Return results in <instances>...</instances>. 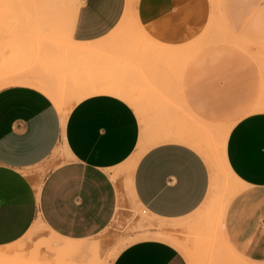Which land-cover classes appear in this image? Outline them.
<instances>
[{"label":"crops","instance_id":"1","mask_svg":"<svg viewBox=\"0 0 264 264\" xmlns=\"http://www.w3.org/2000/svg\"><path fill=\"white\" fill-rule=\"evenodd\" d=\"M172 3L173 0H135V16L140 25H151L169 11ZM234 3V15L246 13L251 19L258 14L264 18V2L260 8L245 12L241 10L248 8L249 0ZM124 4L126 0H79L71 37L90 45L77 48L101 52L96 44L120 21ZM246 25L253 28L251 23ZM230 55L231 50L220 45L199 51L183 69L182 93L177 100L192 101L201 109L173 116L192 114L196 121L200 117L223 116L219 112L224 100L220 97L222 72ZM200 91L204 94H197ZM231 95V102L241 99L233 92ZM207 101H213V108L203 107ZM249 103L252 102H245ZM261 104L237 113L227 128L225 159L244 188L228 202L223 228L226 238V229L232 235L229 224L237 220L238 210L244 208L247 213L253 208L245 216L250 222L240 227V235L250 237L248 251L264 253V110L258 108ZM58 108L46 93L32 85L12 83L0 87V247L22 237L37 217L60 237V249L64 245H81L77 240L105 227L117 209L120 180L114 169L124 166L140 151L133 172L129 173L130 190L152 216L180 219L193 213L210 195L212 176L204 156L184 142L165 138L143 148L139 118L127 98L89 94L69 108L64 122ZM45 163L48 167L43 170ZM259 219L261 226L255 224ZM110 264L187 261L171 243L143 238L121 247Z\"/></svg>","mask_w":264,"mask_h":264},{"label":"rangeland","instance_id":"2","mask_svg":"<svg viewBox=\"0 0 264 264\" xmlns=\"http://www.w3.org/2000/svg\"><path fill=\"white\" fill-rule=\"evenodd\" d=\"M1 2L0 84L19 76L47 77L50 79L48 81L53 82L62 74L63 77L66 75V79L74 76L75 80H68L74 81L71 84L77 83L73 84L77 89L78 86L88 85L86 83L89 80L122 83L127 92L132 91L127 99L139 118L143 148L172 133L183 135L205 160L214 156L219 172L211 181L210 195L198 209L180 219L163 220L149 214L133 196L127 162L113 171L119 173L118 204L105 227L77 240V243L82 242L81 245H64L62 250V242L58 240L60 237L37 217L22 237L0 247V264H110L121 247L143 238L171 243L181 252L187 264H205L203 253L208 247L206 245L213 240V236H217L212 231L215 229V215L219 211L222 194L232 189V184L220 175L224 171L221 164L224 137L221 131L233 123L237 113L254 104L263 103L258 106L259 109L264 105V54L259 57L262 53L260 51L264 52V18L258 14L251 19L247 18L246 13L234 15V0H173L166 14L151 25L143 26L135 16V0H126L120 21H116L111 27L112 31L96 44L102 48L101 52L91 53L87 49L77 48L89 47L90 44L76 42L71 37L79 0H71L70 4L69 1L65 4L37 1L35 5L33 0ZM249 2L248 8L244 7L241 11L260 8L264 0ZM42 11L45 14H39ZM36 18L39 19L35 21ZM247 23H251L253 28L247 26ZM211 45L231 50L222 72L220 97L224 100L221 101L219 112L223 116L200 117V121L193 119L192 114L186 117L173 116L174 113L188 114L190 109H201L196 103L179 101L177 97L182 93L180 82L183 69L197 57L199 51ZM248 46L250 50H246ZM253 50H260V53L255 54ZM75 88L72 92L77 90ZM231 92L233 96H241V99H233L231 102ZM200 93L204 94L202 91L197 94ZM244 100L252 103L245 104ZM212 103L207 101L203 107L213 108ZM207 126L213 131L207 134L198 131ZM42 167L45 170L48 164ZM238 183L236 188L240 191L244 185ZM242 209L236 214L237 220L229 224L230 229H233L232 235L226 229L227 239L242 256L255 260V264H264V253L248 251L251 239L240 235V227L250 222L245 216L251 214L253 208H249L247 213ZM226 212L227 207L222 217L223 223L226 222ZM260 223V219L255 222Z\"/></svg>","mask_w":264,"mask_h":264},{"label":"bare ground","instance_id":"3","mask_svg":"<svg viewBox=\"0 0 264 264\" xmlns=\"http://www.w3.org/2000/svg\"><path fill=\"white\" fill-rule=\"evenodd\" d=\"M2 1V0H1ZM0 1V2H1ZM5 1V0H3ZM12 1V0H9V2ZM16 1V0H15ZM18 1V0H17ZM23 1V0H21ZM34 1V4H37L35 2L37 1H40V2H48V3H51V2H63V4H65L67 1H69V4H70V1L71 0H33ZM42 2V3H43ZM65 2V3H64ZM2 3V2H1ZM6 3V2H5ZM8 3V2H7ZM6 3V4H7ZM57 3V4H58ZM68 3V2H67ZM17 4V3H16ZM62 4V3H60ZM22 5V3H21ZM42 5V4H41ZM59 5V4H58ZM24 5H22L21 8H23ZM19 7V8H20ZM35 7V6H33ZM47 7V6H45ZM53 7V6H52ZM51 7V8H52ZM61 7V6H60ZM13 8H16V7H13ZM56 8V7H55ZM54 8V9H55ZM8 9V8H7ZM45 9V8H44ZM50 9V8H49ZM48 9V10H49ZM53 9V8H52ZM17 10V8H16ZM47 10V9H46ZM56 10H59V9H56ZM65 10V9H64ZM40 11V10H39ZM52 11V10H51ZM37 12V11H36ZM57 12V11H55ZM43 11L39 14H42ZM45 14V13H43ZM57 14V13H56ZM38 15V14H37ZM49 16V15H47ZM46 16V17H47ZM52 17V16H51ZM56 17V15L54 16V18ZM45 18V17H43ZM49 18V17H48ZM39 19V18H36L35 21ZM40 19H42L40 17ZM47 19V18H46ZM52 19V18H51ZM50 20V18H49ZM53 20V19H52ZM55 20V19H54ZM44 22V21H43ZM36 23V22H35ZM40 23V22H39ZM37 24V23H36ZM35 24V25H36ZM53 24V23H51ZM48 26V25H47ZM37 27V26H36ZM42 28V27H41ZM33 34V33H32ZM50 41V40H49ZM37 42V41H36ZM39 43V42H38ZM37 43V44H38ZM43 43V42H42ZM54 43V42H53ZM239 43V42H238ZM51 44V43H50ZM55 44V43H54ZM243 43H240V45H242ZM48 45V44H47ZM38 46V45H36ZM244 46V44H243ZM248 49L246 50H250L249 46L247 47ZM57 49V48H56ZM135 49V48H134ZM46 51V50H45ZM92 51V50H91ZM255 50H253L254 52ZM260 51V50H259ZM258 51V52H259ZM37 52V51H36ZM48 52V51H47ZM59 52V51H58ZM130 52V51H129ZM128 52V53H129ZM255 51V54L258 53ZM262 52V53H260ZM260 55L259 57L264 54L263 51H260ZM252 53V51L250 52ZM45 54V53H44ZM41 55V53H40ZM53 55V54H52ZM51 55V56H52ZM35 56V55H34ZM56 56V55H55ZM263 56V55H262ZM261 56V57H262ZM39 57V56H38ZM37 57V58H38ZM44 57V56H43ZM41 58V57H40ZM71 58V57H70ZM264 58V57H262ZM129 59V58H128ZM133 59V58H132ZM261 59V58H260ZM64 62V61H63ZM261 63V62H260ZM263 64V63H262ZM261 64V65H262ZM120 65V64H119ZM111 67V66H110ZM76 69V68H75ZM103 69V68H102ZM114 69V68H113ZM89 71V70H88ZM97 71V69H96ZM104 71V70H103ZM118 71H120L118 69ZM117 71V72H118ZM84 72V71H83ZM82 72V73H83ZM100 72V71H99ZM114 72V71H113ZM116 72V71H115ZM95 73V72H94ZM106 73H110V72H106ZM119 73V72H118ZM101 74V73H100ZM63 75V74H62ZM61 75H59V78H57L58 80H53V82L51 81H48L50 79H48L47 77L46 78H40V77H18V78H15V79H12V80H9L7 79L8 81L6 82H3L0 84V87H4L5 85L7 84H12V83H21V84H28V85H32L33 87H37V89H40V91L42 90L44 93H46L54 102V104L56 103V106H58V110L61 111V114H62V122H64L65 118H66V113L68 112L69 108L79 99H81L82 97L84 96H87L89 94H93V93H108V94H112V95H116L118 97H122V98H129L130 97V93L132 94V91L131 92H127L126 89H124V86H122L123 84H119V82L116 84V83H112L110 80V83H108L109 81L107 80L106 83H105V80H100L98 79L100 82H104V84H101L100 82H96L94 81H90L86 84L88 85H84V86H78V89H77V86L75 88V85L71 84L72 82L74 81H70L68 80L69 78L73 79V77H68V79H66V75L65 77H63ZM91 75V74H90ZM105 75V74H104ZM109 75V74H108ZM72 76V75H71ZM94 76V75H93ZM100 76V75H98ZM113 76V75H112ZM117 76V75H116ZM121 75H118V77H120ZM106 77V76H105ZM45 79V80H44ZM106 79V78H105ZM109 79V78H108ZM47 80V81H46ZM75 80V78L73 79ZM95 80V79H94ZM97 80V79H96ZM113 80V79H111ZM115 81V80H114ZM113 81V82H114ZM86 82V81H85ZM84 82V84H85ZM91 82V83H90ZM116 82V81H115ZM93 85H90L92 84ZM100 83V84H99ZM79 85V84H78ZM80 85H83V84H80ZM75 88V92H72V90ZM260 110H264V105L263 107H261ZM206 124V123H205ZM208 125V124H207ZM210 125V124H209ZM225 130H222L221 132L223 133V137H224V140L222 142V167H223V172L220 174L221 177L223 175V177L229 181V183L232 184V189H230L229 192L227 193H224L222 194V199H221V202H220V205H219V211L217 212V215L216 218H215V222H214V227L215 228L212 232H215V234L217 236H213V240L209 243H207L208 245H206V250H205V253H203V256L205 259V264H255L254 261H251L245 257H243L241 254H239L229 243V241L227 240L225 234H224V228H223V221H222V217L224 215V211L227 207V203L230 201V199L232 198L233 194L236 192V191H239L236 186L239 185L238 182H240V180L233 174V172L230 170L228 164H227V161L225 159V154H224V147H225V140H226V135H227V132H228V129L224 128ZM221 130V129H220ZM199 132L203 133V134H207L209 132H212L213 130L208 128H199L198 129ZM221 133V134H222ZM222 137V138H223ZM165 140H179L181 142H184L190 146L193 145V143L191 141H189L188 139H186L183 135H179V134H169ZM156 142H159V141H156ZM193 147V146H192ZM141 153L138 152L136 154H134L128 161V165H127V169H128V172L129 173H132L133 172V168L135 166V163L138 159V156L139 154ZM206 162L208 163V166H209V169H210V172H211V176H212V179L211 181H214V179L217 177L218 175V165L216 163V160L214 159V156L213 158L210 156L208 158H206ZM218 162V161H217ZM221 167V169H222ZM211 186V185H210ZM210 193V192H209ZM208 193V195H209ZM238 192H236L237 194ZM235 194V195H236ZM150 214V213H149ZM214 235V234H213ZM211 239V238H210ZM217 242H220V244L218 245ZM204 245V244H203ZM203 250V252H204Z\"/></svg>","mask_w":264,"mask_h":264}]
</instances>
